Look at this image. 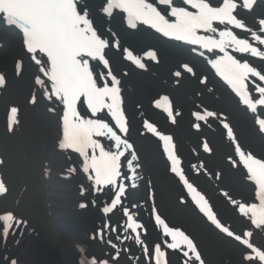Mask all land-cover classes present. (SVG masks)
Here are the masks:
<instances>
[{"label":"snow or ice","instance_id":"snow-or-ice-1","mask_svg":"<svg viewBox=\"0 0 264 264\" xmlns=\"http://www.w3.org/2000/svg\"><path fill=\"white\" fill-rule=\"evenodd\" d=\"M158 4L166 6L168 12L163 13L149 0H104L99 11L107 17H112L115 10L126 14L127 27L137 30L139 25H145L155 30L165 38L194 46L191 50L203 49L199 52L201 57L205 53H218L215 58L209 56L207 63L215 70V73L222 77L235 95L239 103L251 110L256 115V124L260 132L264 133V118L259 116L258 108H264V86L256 84L250 77H256L264 82V74L251 66L247 61H241L233 53L250 54L254 57L264 59V52L252 46L248 40L238 38L233 31L221 30L219 26L231 25L233 28L250 32L255 41L264 45V36L258 35L257 30L247 26L245 21L239 18V9L243 8L251 12L256 0H183L184 6H175L174 0H157ZM0 15L8 25L16 26L23 34V42L26 51L32 54L31 58L37 66L39 73L47 78L50 89H45V98L53 103L62 105L63 141L60 144L62 149H74L84 158L83 171L94 173L91 177L95 186H114L116 192L114 198L103 202L102 211L108 214L121 202V195L125 193V184L119 181L131 180L132 187H135V167L138 156L135 154L134 145L126 138L128 133L127 117L123 111V96L120 87L121 80L111 71L109 60L106 58L105 49L110 46V41L98 35L93 26L90 12L83 0H0ZM258 30L264 34V17L257 21ZM113 36L112 30L108 29ZM203 33V34H202ZM218 37V38H217ZM115 47L119 49V41ZM124 58L135 67L146 70L145 60L158 63L159 57L155 50H148L142 55H136L132 50L125 47ZM37 53L41 58L37 59ZM90 61H98L105 69L106 75L95 73ZM182 70L192 74L193 68L188 64L181 66ZM17 74L21 71V64H16ZM127 74L126 72L124 73ZM37 75L35 83L41 88L45 87V80ZM174 76L180 78V69L174 72ZM98 80H104L101 86ZM205 77L201 82L205 83ZM252 83L256 88L258 98L248 91V84ZM5 85V77L0 74V87ZM31 103H36L35 96ZM153 107L161 110L171 123H175V117L180 113L173 107L171 98L168 95H161L153 100ZM199 108V106H198ZM80 109H85L92 117L88 118L81 114ZM54 112V108L49 109ZM18 108H10L8 117L9 131L14 124L19 122ZM106 114L111 119V124L102 118ZM195 121L207 122L211 118H219L218 114L207 108L192 113ZM200 123L194 127L199 130ZM144 129L156 136L162 142L163 153L169 163L170 172L186 187L189 192L195 193L194 201L198 204L201 212L205 213L209 220L229 237L240 241L247 250L256 253V256L243 255V259L250 262L258 258L264 264V251L253 247L248 240H242L240 235H235L228 227H224L211 211V206L206 198L194 188L189 182L182 167V161L175 152L173 137L164 134L151 122L145 120ZM222 128L227 138L235 142L234 165L242 166L247 178L255 186V202H241L233 204L243 215L247 216L251 223L256 226L264 225V158H257L251 152H246L236 142L233 129L229 122L222 121ZM125 134V138L122 135ZM94 137H104L113 142L115 151L107 150L103 143ZM205 151H210L207 143L203 145ZM90 153V154H89ZM129 155V173L131 176L122 175L121 158ZM2 163V161H0ZM95 191V189H94ZM7 192V188L0 179V195ZM99 194V193H97ZM153 199H154V193ZM198 197V199H197ZM109 204L111 207H109ZM86 205L82 204L81 207ZM128 215V210L124 209ZM259 216V220L257 217ZM157 222L162 223L159 214L155 216ZM0 222H3V236L9 235L17 220L11 212L0 215ZM19 223H23L20 221ZM128 227L132 229L133 223ZM166 236H170L172 242L167 244L170 249H177L179 246L177 237H183L186 242L184 257L194 254L192 264H203L202 257L194 242L182 231L165 227ZM251 236V232L244 233ZM113 247H115L113 245ZM145 252L148 249L145 248ZM154 254L163 255L161 247L157 244ZM118 256L112 257L113 260ZM11 264H16L11 261ZM92 264H109L108 260L97 261L95 258ZM156 264H159L157 260Z\"/></svg>","mask_w":264,"mask_h":264},{"label":"bare ground","instance_id":"bare-ground-1","mask_svg":"<svg viewBox=\"0 0 264 264\" xmlns=\"http://www.w3.org/2000/svg\"><path fill=\"white\" fill-rule=\"evenodd\" d=\"M102 1L103 0H83L90 15H92L98 23H104V29L109 27L112 31H116L120 35L122 39L121 45H127L133 48L137 53H141L145 48L150 46L154 48L159 57V62L155 65L152 64L147 74L137 75L136 71L129 70L131 72L129 76L124 77L126 90L125 109L128 111L130 124L132 126V137L134 140H137L135 144H137L140 139V136L136 135L138 132L135 133L138 127L144 124L145 120H154L158 130L164 134L171 135L178 143L180 155L188 168L192 167L190 162V160L193 159L191 152L200 157L198 168L206 175L210 168H215L213 173L211 171L212 174L209 178L217 185L218 195L215 197L216 202H221L223 204L222 197L224 195V190L228 195L236 197H229L224 200L229 208L236 214V220L234 221L233 219L225 217L226 213L222 210L226 221L232 223L234 227L238 226L236 223L246 224V222H248L247 216L240 213L239 209L234 206L233 201H235V204H240L241 202H254L252 201L250 193V185L252 183L248 180L242 166L232 163V160L235 158L232 157L230 146H232L234 142L229 141L227 138L226 132L222 128V121L226 120L230 123L236 137V142L241 143L247 150L248 148L255 150L256 152L254 153L256 154H264V145L254 142L253 136L255 135V131L252 124H250V119H246L245 116L236 109L233 101L225 95L220 87L214 86L211 83V74L207 69H204L203 65L197 64L198 69L195 68L192 74H188L182 70L181 66L183 64H193V61L189 59L190 56H188L185 51L167 45L158 39H153L147 32L140 31L132 35L122 33L119 29V21L118 24L115 20H113L111 24L101 22L98 11ZM260 7L261 8L254 9L247 14H253V16L248 17V19L252 20L253 24L257 23L259 18L264 17V8H262V6ZM256 17L257 21L254 20ZM243 20L245 23L247 22V18ZM250 28L258 31V25L250 26ZM230 30L233 31L237 37L246 40H250L249 36L252 35L250 32L244 30L240 32V30L236 28H231ZM0 34L4 35L2 32H0ZM258 35L264 36L262 33ZM8 36L15 40L17 38L15 34H8ZM251 41L254 43V47L258 46V44H255L257 41H255L253 37ZM3 42L5 45H3V48H0V73L5 72L8 77H6L8 84L4 89L6 90V101H8L7 103H9L10 106H22L19 107V116L23 118V128L25 126L29 128V133H24L20 136L22 137L21 142L29 140L32 143V153H37L33 148V146H35L37 149V143L30 137L32 135L30 132H35L34 128L37 131L43 128L44 116L41 113L44 111L40 110L39 114L33 112L34 108L31 111H26L24 109L23 99L28 90L29 93H31L34 86H36L33 84L30 86V77L28 73H33L39 66L36 68H33V65L32 67L30 66L26 73L23 72V75L16 79L10 62L12 59L20 60L25 54L22 51L23 49L21 50L19 47L17 41L10 45V42L8 40L5 41L4 37ZM9 45V49H6ZM244 56L248 58V63L251 66L264 74L263 65H254L256 64V58H253L250 54H244ZM113 61L114 69L122 70L119 62L114 58ZM178 69L182 71V76L180 78L175 77L174 81H171L174 72ZM199 72L202 78H207V82H205V86L202 88L197 87L196 83L193 81ZM190 76H192V79ZM175 81L179 82L178 85L172 86ZM7 91L9 95H7ZM163 91H168V93L172 94L179 108L180 117L176 126L166 125L164 121L159 119L158 113L152 112L149 107L150 100L155 99L156 96L159 97V94L164 93ZM199 92H202L200 98L197 97ZM196 104L197 107L195 108ZM26 106L29 105L27 104ZM50 107L54 108L55 111L44 112V115L47 117L48 127L46 126L43 128L44 132L40 138V142H42L44 148L43 150L40 148L41 151L39 155L44 157V165L42 166L44 169L42 192L46 194V203H48V210L51 213L50 219L54 222L56 230L52 234H49L48 237H43L41 233H39V230L33 223L34 221L30 218L31 216L29 214H21L18 211L22 195L17 203H13L12 210L14 211L17 224L13 225L6 239L3 236V222H0V264H11V261H15L16 264H89L90 258H95L97 261L108 260L109 264H115L124 258L127 264H140L141 258L143 257L142 254L146 255L150 251L153 253L157 244H159L161 250L167 254L172 253L177 257H184L183 251L187 250L185 247L186 242L180 241L178 242L179 246L177 249H170L167 247V244L171 243L172 240L170 236L164 234L165 229L163 230L158 226L157 229L154 230H151L150 226L148 227L149 229L147 228V202L151 205H155L156 198V190L152 185V181L154 182L155 180V185L159 188V203L162 205L167 204V195L164 193V191H166L164 185L166 182L160 183L158 179L159 177H168L169 174L166 173L164 175L162 173L164 164L162 155L158 152L157 145L155 146L154 143H151L149 148L157 154L158 161L156 162L160 166L149 161L151 156L149 152L151 151L141 147L140 152L138 150L135 152L138 156V162L134 164L136 177L134 181L135 187L131 186L133 181L130 179L124 181L127 186V191L123 199L122 208L123 210L128 209L130 214L132 213L134 217L141 220L144 225L143 230H146L148 235L140 238L138 242H124L119 236L122 231L124 232L122 234L123 236L128 235L124 230L126 216L124 217L123 210H121V216L118 213L114 216H112L113 214L110 216L102 214L103 202L109 201L115 192L113 190H109L108 192L107 190H103L97 195H92L91 191L93 187L91 181L84 175L75 157L60 151L58 148L61 110L54 107V104ZM204 108L215 111L219 118H211L207 122L195 121L192 113L197 110H203ZM189 122L191 125L195 122L201 123L203 126L202 132L200 134L190 132L188 128ZM207 123L211 125V137L213 138L212 146L214 148V156L209 161L201 159V157H203L202 153H199L196 150L197 148H195L197 143H201L200 148H202L205 143H208L209 140L211 141L210 136L208 138L205 135V129L208 128ZM2 124V113H0V143L3 145L1 149L3 152H0V157L4 153L5 148H9L8 145H5V139L7 137H5V139L3 138ZM31 124H33V126ZM145 138L147 137L145 136ZM155 141L156 136L154 138V142ZM101 142L111 151L116 150L113 148L112 143L108 142L106 139H102ZM223 154L224 159H227V164L231 167L230 171L226 170L225 163L222 162ZM130 159L131 157L129 155H126L122 159L124 175L128 176L132 175V173H129L128 167V160ZM142 159L144 164L141 163ZM209 163L212 166H210ZM158 169H161V171ZM3 172V167H1L0 175H3ZM237 177H240V182L235 180ZM245 177L247 180L246 185L242 187L241 183L245 181ZM31 178L32 174H30L29 185H27L26 189L30 186ZM39 179L40 177L36 179L35 176H33L34 181L39 182ZM147 181H149V183ZM176 189L178 188L176 187ZM144 190L147 192L148 200L144 199ZM178 193L181 196L179 189ZM83 203L86 204L84 207L85 209L81 207ZM221 203L220 207L222 208ZM171 207L172 206L168 204L165 208L162 206L169 217L172 219L179 218L188 226L194 223V221L184 213L179 214L177 211H168L167 209ZM3 212H1L0 215H2ZM123 218L124 225L120 231V225L118 223L122 222ZM20 221H23V223H19ZM167 228L173 229L170 226H167ZM251 233V239L258 236V233L254 232L253 229ZM189 238L193 240L192 237ZM113 245L115 247H113ZM109 247L114 248L112 249L118 255L117 259L113 260L110 258ZM145 248L148 249V252H145ZM223 249L226 250L225 248ZM184 258L194 259V254L190 253L189 257ZM145 259L147 260L148 258Z\"/></svg>","mask_w":264,"mask_h":264},{"label":"rangeland","instance_id":"rangeland-1","mask_svg":"<svg viewBox=\"0 0 264 264\" xmlns=\"http://www.w3.org/2000/svg\"><path fill=\"white\" fill-rule=\"evenodd\" d=\"M30 80H32V78ZM30 80L29 83L31 82ZM27 98L28 96L25 95L24 98L25 103ZM4 100L5 99L2 98L0 99V102ZM6 105L7 104L5 103L3 108L0 107V110L3 111L2 120H4L5 117ZM40 110L45 112V106L41 102H39L38 105L34 108V113L39 114ZM44 112L41 113L44 116L43 128H45L46 126L48 127L47 124L48 121L46 120L47 117L44 115ZM31 125L33 126V124ZM43 128L39 131H37L34 128L35 132L34 131L30 132V134H32L30 137H32L33 141L37 143V149L35 146H33V148L35 149V151H37V153L36 152L32 153V143L29 140L28 141L25 140L21 142L22 137L20 136H22V134L20 136L18 134L7 136L5 134L4 125L2 126L3 138L5 139V137H7L5 139L6 140L5 145L9 146V148H5L4 150L5 152L4 172H5L6 182L10 187V192L6 197L0 200V212H3L5 210H12L13 203H17V201L20 199L22 194L25 192L22 196V200L20 202V207H18V211L21 214L22 213L25 215L29 214L31 217L29 215L28 216L32 219V221H34L33 223L36 226V228L39 230V233H41L43 237L44 236L48 237L49 234L55 232L56 228L52 220L49 218V210L46 203L47 201L46 194L42 192L43 182L41 179H42V162L44 160V157L40 156L39 152L41 151V149L43 150L42 142H40V138L44 132ZM26 133H29V128H27ZM263 145H264V141H263ZM149 154L151 155L149 161L151 162L158 161V157L154 152H149ZM158 170L161 171V169ZM28 173L32 174V178H31L30 186L26 189L27 185H29V180H30V174ZM33 176H35L36 179L40 177L39 182L34 181ZM159 182L162 183L161 180ZM167 182L170 183V181ZM155 184L156 183L154 182V185ZM241 184L242 187L246 185V183H241ZM202 187L204 190L208 191L207 187L205 186ZM156 189L157 192H159V188ZM165 190L166 191H164V193L165 195H167L166 202L169 206H172L167 210L173 212L177 211L179 214L184 213L185 215H188L190 219L194 221V223H192L191 226L190 225L188 226L179 218L172 219L165 213V210L162 208V206L165 208L167 204L162 205L158 203L161 214L167 217L171 224L183 228L186 232L192 234L195 237L203 253L206 264H248V262L242 258L243 254H241V250H240L241 248L238 245H236L234 241L230 239H226L222 234L220 235L219 233L214 231L213 227H211L209 224H206L203 220H201V218L198 215H196L190 207L180 206L176 202V196H174L173 194L171 195L170 189H168V187H166ZM209 191L211 194H209L208 192L207 193L212 197L215 194V191L212 189L211 185ZM222 209L226 213L225 217L233 219L234 221L236 220V215L230 208H228L229 209L228 210L223 205ZM218 211L220 212V216L222 217V219L226 221L222 213V210L218 208ZM185 222L188 223L187 221ZM236 224L238 226L235 227H240V225H242L239 223ZM235 229L233 230L236 231L237 229L236 230ZM254 244H256L262 251H264V236L256 238ZM223 248H225L226 250H224ZM112 252L113 249L110 248V253ZM115 264H127V263L126 260L123 258L118 262H116ZM141 264H148V263L146 262V260H144V258H142ZM168 264H180V261L177 260L175 257H171V260L168 259ZM250 264L253 263L251 262ZM254 264H259V263L256 260Z\"/></svg>","mask_w":264,"mask_h":264}]
</instances>
